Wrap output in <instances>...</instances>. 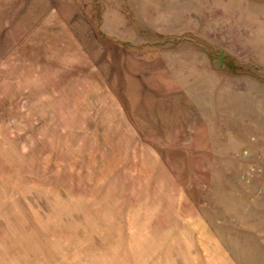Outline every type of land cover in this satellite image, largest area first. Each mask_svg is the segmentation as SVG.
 Segmentation results:
<instances>
[{"label": "rangeland", "instance_id": "obj_1", "mask_svg": "<svg viewBox=\"0 0 264 264\" xmlns=\"http://www.w3.org/2000/svg\"><path fill=\"white\" fill-rule=\"evenodd\" d=\"M0 264H264V0H0Z\"/></svg>", "mask_w": 264, "mask_h": 264}]
</instances>
